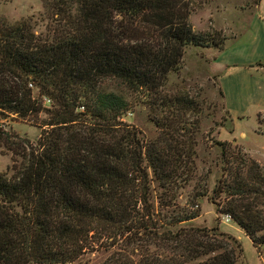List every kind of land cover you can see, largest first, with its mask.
<instances>
[{
  "label": "trees",
  "instance_id": "obj_1",
  "mask_svg": "<svg viewBox=\"0 0 264 264\" xmlns=\"http://www.w3.org/2000/svg\"><path fill=\"white\" fill-rule=\"evenodd\" d=\"M194 3L43 0L40 32L34 17L0 18V115L46 127L0 172V264L75 263L99 248L113 250L103 264H244L238 238L194 223L205 198L261 250L264 171L236 143L214 140L215 187L178 202L198 179L209 109L170 77L190 46L228 40L194 30ZM218 86L214 110L229 115ZM139 106L153 136L126 121Z\"/></svg>",
  "mask_w": 264,
  "mask_h": 264
},
{
  "label": "rangeland",
  "instance_id": "obj_2",
  "mask_svg": "<svg viewBox=\"0 0 264 264\" xmlns=\"http://www.w3.org/2000/svg\"><path fill=\"white\" fill-rule=\"evenodd\" d=\"M194 9L190 21L197 33L206 32L228 40L223 51L190 46L181 72L170 77L169 89L175 85L185 87L197 101L206 100L205 107L209 109L199 146V176L196 182L181 191L178 199L181 207H190L194 190L203 191L206 186L212 190L215 187L221 172L215 139L236 143L247 158L256 161L264 171V86L261 88L260 84L262 81L264 84V66L259 65L264 63V38L259 30L247 31L257 11V0H195ZM43 12V0H0V18L14 21L34 17L39 22V32L45 30L46 22L41 23ZM244 68L252 69L254 82L251 84L245 79V88L242 89L240 76ZM219 82L225 93L229 115L226 109L221 110V106L214 110V103L221 104ZM148 115L147 107L139 106L126 121L153 136L156 128L149 122ZM0 121L5 123V127L0 129V172H7L17 162L14 160L21 159L16 152L36 147L46 127H42L40 121L14 115H0ZM5 142L14 150L5 146ZM199 203L192 208L201 210L200 217L194 221L196 225L218 226L220 231L239 239L244 250V264H264V245L259 251L245 231L218 213L208 199ZM112 251L99 248L87 252L77 262L67 264H103Z\"/></svg>",
  "mask_w": 264,
  "mask_h": 264
},
{
  "label": "crops",
  "instance_id": "obj_3",
  "mask_svg": "<svg viewBox=\"0 0 264 264\" xmlns=\"http://www.w3.org/2000/svg\"><path fill=\"white\" fill-rule=\"evenodd\" d=\"M258 30H259L258 33L260 35H262V37L264 38V0H261L260 4L257 6L256 14L252 18L251 25H250V27H249V29L247 31H255L256 32ZM243 70L244 71L241 72V76H240L243 79L242 87H240L242 89L245 88V87H243V85L245 83V79L250 80L251 84H253V82H254V80H253L254 73L251 71L252 69L244 68ZM260 84H261V88H263V86H264L263 81ZM224 85L226 87V82L224 83ZM229 101H232V100L229 99Z\"/></svg>",
  "mask_w": 264,
  "mask_h": 264
},
{
  "label": "built area",
  "instance_id": "obj_4",
  "mask_svg": "<svg viewBox=\"0 0 264 264\" xmlns=\"http://www.w3.org/2000/svg\"><path fill=\"white\" fill-rule=\"evenodd\" d=\"M43 103H44V105L49 106L52 104V99L45 96V97H43ZM4 125H5V123L3 121H0V129H3L5 127ZM225 216L228 219V221L232 220L230 215H225Z\"/></svg>",
  "mask_w": 264,
  "mask_h": 264
}]
</instances>
